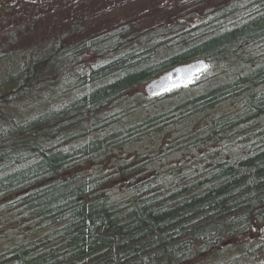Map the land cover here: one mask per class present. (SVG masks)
I'll return each mask as SVG.
<instances>
[{"label": "trees", "instance_id": "obj_1", "mask_svg": "<svg viewBox=\"0 0 264 264\" xmlns=\"http://www.w3.org/2000/svg\"><path fill=\"white\" fill-rule=\"evenodd\" d=\"M84 20L0 51L1 228L21 237L0 264H229L221 245L264 226V0H130ZM202 58L205 83L145 93ZM185 150L170 178L153 168ZM241 242L234 264H260L264 240Z\"/></svg>", "mask_w": 264, "mask_h": 264}, {"label": "rangeland", "instance_id": "obj_2", "mask_svg": "<svg viewBox=\"0 0 264 264\" xmlns=\"http://www.w3.org/2000/svg\"><path fill=\"white\" fill-rule=\"evenodd\" d=\"M129 1L130 0H126V2ZM126 2H123V0H117L116 2L115 0H112V2L108 0H8L1 3L0 1V51L6 52L9 50L12 53H17L16 51L19 49L29 48L34 40L54 36L70 27L73 23H84V17L87 15L91 17V23H97L100 19L110 14L112 7H122ZM78 15L79 20L77 19ZM23 24L26 25L24 29L21 28ZM14 27H16L15 29L17 30V41L11 46V38L7 36L5 32L12 31ZM212 74V70L208 71V75L200 78L201 81L205 79L201 83H205L208 78L211 79L210 76H214ZM169 102H171V98L165 100L161 99L154 104L149 103L151 106L150 109L153 112L158 109H165L167 105H169ZM233 103L234 102L223 105L219 111L226 110L229 105L233 106ZM212 111L218 112L217 109ZM136 115L139 116L140 114ZM200 118L201 116H198V119ZM195 120H197V118ZM146 139L147 140L137 143L135 148L133 145V150L140 149L152 151L153 148L151 146L153 144V138L148 137ZM150 141L151 144H149ZM127 153L130 154L131 152L127 150ZM189 153V151L185 150L176 152L172 156L162 155L153 161V168H160L163 170L162 172H164L162 176L165 179L170 178V174L167 173L169 171L168 169L174 167L175 162L179 164H188L186 160ZM125 155L124 158L126 157ZM127 158L128 157L125 159ZM117 195L118 197H122L124 193L122 191H117ZM3 223L4 221L0 218V253L8 251L11 247L16 245L15 243L21 241V237L17 232L6 231L5 228H1ZM261 239L264 240V226L260 224L254 225L247 236L232 241L235 247L227 249L224 245H221L224 247L222 259L226 261L230 260L228 263L234 264V259L240 252L239 249L236 248V245H240L242 244L241 241H244V244L250 243L251 247L254 248V244ZM261 255L257 256L256 260ZM241 257L245 259L246 256L243 255Z\"/></svg>", "mask_w": 264, "mask_h": 264}, {"label": "water", "instance_id": "obj_3", "mask_svg": "<svg viewBox=\"0 0 264 264\" xmlns=\"http://www.w3.org/2000/svg\"><path fill=\"white\" fill-rule=\"evenodd\" d=\"M210 65L206 59L194 60L166 71L144 85L145 93L151 98L161 97L178 89L190 87ZM264 264V254L258 257Z\"/></svg>", "mask_w": 264, "mask_h": 264}]
</instances>
